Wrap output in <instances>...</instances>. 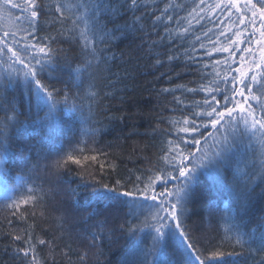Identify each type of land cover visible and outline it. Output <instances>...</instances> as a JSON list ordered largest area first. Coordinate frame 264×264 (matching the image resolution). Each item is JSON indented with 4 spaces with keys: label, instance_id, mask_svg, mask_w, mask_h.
<instances>
[{
    "label": "snow or ice",
    "instance_id": "snow-or-ice-1",
    "mask_svg": "<svg viewBox=\"0 0 264 264\" xmlns=\"http://www.w3.org/2000/svg\"><path fill=\"white\" fill-rule=\"evenodd\" d=\"M4 20L10 25H0V177L9 174L16 141L13 129L23 136L40 129L62 136L64 124H70L67 130L72 131L71 125L82 120L84 100L98 97L93 91L97 73H110L107 87L124 84L129 69H124L123 77L112 72V65L119 66L120 59L113 49L120 44L127 42L134 48L139 54L137 64L148 59L159 69L182 61L196 77L187 84L162 87L157 93L172 96L171 107L165 111L175 118L161 129L156 163L134 180L78 185L93 188V197L83 206L77 190L71 189L70 195L77 198L74 205L56 209L62 214L59 237L48 239L47 232L37 233L36 210H41L42 218L47 193L31 175H19L21 195L7 207L13 216L25 223L31 218L33 224L7 233L9 246H14L13 259L20 264H49L48 256H52L55 264L59 249L69 264L73 255L78 264H86L89 251L102 247L105 229L119 221L117 227L109 228L111 234L119 231L134 241L122 264H229L228 257L243 256L246 248L249 254H259L264 264V0H192L191 5L182 0H0V21ZM202 21L231 24L226 32L218 29L217 36L230 46L218 47L213 42L209 51L203 41H211L212 30L196 34L205 28ZM65 43L79 48L74 68L62 46ZM214 53L227 56L223 61L203 63ZM61 57L69 68L71 86L66 83L57 88L50 81L56 78L54 70H62ZM217 66L219 71H215ZM85 78L87 93L82 91ZM157 79L173 82L168 73H160ZM21 87L27 100L23 113L12 95ZM200 94L202 100L191 99ZM21 115L25 121L19 119ZM81 135L74 146L69 141L66 151L45 154L42 158L51 160L44 164L45 171L59 176L77 165L81 179L94 176L82 160L103 169L104 162L97 155L85 154L99 151L91 147L97 130L90 127ZM25 151L28 154L19 161L21 172L31 174L38 165L30 166L32 148ZM226 192L229 201L220 209L218 201ZM255 196H259L261 216L256 227L245 232L252 222ZM199 202H206L208 215L220 214L223 237L217 243L202 244L190 230L187 221L192 206ZM69 213L81 225L70 236L81 251L71 243L63 247L57 243L64 239ZM257 240L258 247L251 249L249 245ZM226 244L233 250L225 251Z\"/></svg>",
    "mask_w": 264,
    "mask_h": 264
},
{
    "label": "trees",
    "instance_id": "trees-1",
    "mask_svg": "<svg viewBox=\"0 0 264 264\" xmlns=\"http://www.w3.org/2000/svg\"><path fill=\"white\" fill-rule=\"evenodd\" d=\"M182 2L191 5L192 0H182ZM223 19V17H221ZM205 28L197 35H202L203 31L211 29V41L204 40L206 47L211 51V44L214 42L218 47L230 46L227 41L221 37L217 40L219 30L227 31L231 24L220 25L219 21L214 25L210 21H202ZM0 25L9 26L10 21H0ZM199 27V26H197ZM66 50L71 66H76V57L79 55V48L75 45L65 43L62 45ZM243 47V45H241ZM113 51L120 59L117 65H112V72L118 73L120 76H125L124 69H129V74L124 84H118L116 88L107 87L108 77L110 73L100 71L97 73L93 83L96 87L93 91L98 92V97L95 100H84L82 120H77L72 127V131H68L70 124L66 123L62 127L65 129L61 136L59 133L52 134L48 129H40L34 131L31 136H23L18 134L14 129L12 135L16 137V141L12 148L13 159L8 165L9 174L8 180L11 181L16 188L10 196H0V264H20L18 259H13L12 247L9 246V239L7 233L15 229L28 228L33 224L31 218L27 223L23 222L19 216L12 215V209L7 207L11 199L18 198L21 193L15 185L14 179L19 175H31L32 179L37 185L42 187L47 193V211L44 216L40 217V209L36 210L37 224L36 231L38 234L47 232V238L52 239L53 236L59 237L62 233L59 231L61 212L56 209H69L74 205L77 199L70 195L71 189H76L79 193V202L83 206L93 197V188L78 187L84 182L90 185L94 180H102L109 185L113 184L117 179L122 181L134 180L137 175H141L147 171L149 167L156 163L157 154L159 151L162 137L160 135L161 129L169 127L167 121L173 119L174 114L170 111H165L166 107H171L169 102L172 100L171 95H157L162 87H174L175 85L187 84L189 81L196 79L195 76L188 73V70L182 66V61L173 63L164 68L153 67V61L148 59L139 60L138 64L136 57L139 55L134 48L130 47L127 42L120 44L114 48ZM121 53L123 55L121 56ZM227 56L226 53H214L213 57L205 58L203 63L211 64L215 59H223ZM162 59L164 57H161ZM129 62V63H125ZM60 68L62 70H54L52 75L56 77L50 82L57 88H63L66 83L71 86L69 77V68L64 63L63 57L60 59ZM220 66H217L215 71H219ZM213 71L212 68L208 69ZM160 73H168L172 77L171 84L166 83L165 80H158ZM181 74V78L177 79V74ZM113 80L115 77H111ZM126 85V86H125ZM192 86V85H189ZM76 91V89H73ZM84 93L88 91V83L85 78V85L82 90ZM16 97L18 103V110L27 111V100L24 95V89L21 87L18 91L12 93ZM179 95V93H177ZM151 98V102L148 100ZM203 94L192 97L193 100H202ZM89 105H91V115L89 113ZM2 115V113H0ZM42 115V113H41ZM21 121L26 120L25 115L19 117ZM164 121L161 123V121ZM83 121V122H82ZM95 128L97 135L95 136V144L91 147L98 149L97 152L88 153L86 155H97L98 160L104 162V168L100 169L97 163L82 160V164L89 169L94 176H85L81 179L77 173L81 170L80 166L71 165L72 171H61L59 176L51 171H45L44 164L51 163V160L45 161L42 157L45 154L55 152L56 150H67L69 141L74 146L78 139H82V131L88 128ZM31 147V165H38L37 170L31 174L25 170L21 172L19 161L23 155L28 153L26 148ZM100 152L107 153V156L101 155ZM63 154V153H61ZM38 156L40 157L38 159ZM52 159L55 158L53 155ZM259 193L260 189L257 188ZM215 196V194H213ZM230 194L224 193L223 198L218 201L220 209L225 207V201H229ZM259 196L254 197V204L256 207L253 211L252 222L243 229L245 232H251L256 227V221L261 216L259 204L257 201ZM107 204V202H105ZM206 202H199L192 206L190 219L187 221L193 235L197 237L202 244H214L220 241L223 237V229L219 219L220 214L208 215L205 209ZM31 211V209H29ZM73 214L69 213V219L64 225L66 231L63 233V241L57 240V243L63 247V244L71 243L73 249L81 251L82 248L70 236L74 232L81 230V225L71 219ZM101 219H103L101 217ZM9 221L12 222L11 226ZM119 221L113 222L104 232V241L102 247L97 250H90L89 257L86 264H122L125 257L131 252L134 241L130 240L119 231L111 234L109 228L117 227ZM259 236V231L256 232ZM248 239V237H245ZM259 241L251 243L249 247L256 249ZM7 249V251H6ZM233 249L226 244L225 251H232ZM237 252L241 249L237 247ZM47 255V251L44 253ZM52 256H48L49 264H52ZM229 264H260L261 256L255 252L249 254L248 249L244 250V255L239 257H228ZM55 264H69L67 258L60 255L59 249L55 254ZM71 264H78L75 255L71 258Z\"/></svg>",
    "mask_w": 264,
    "mask_h": 264
},
{
    "label": "rangeland",
    "instance_id": "rangeland-1",
    "mask_svg": "<svg viewBox=\"0 0 264 264\" xmlns=\"http://www.w3.org/2000/svg\"><path fill=\"white\" fill-rule=\"evenodd\" d=\"M14 183L15 185L19 183L17 178L14 179ZM15 188L16 186H14V184H12L11 181L8 180V177H0V196L5 197L12 195Z\"/></svg>",
    "mask_w": 264,
    "mask_h": 264
}]
</instances>
